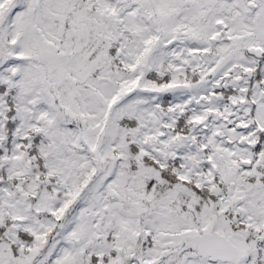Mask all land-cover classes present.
<instances>
[{
	"label": "snow or ice",
	"instance_id": "6c2138e0",
	"mask_svg": "<svg viewBox=\"0 0 264 264\" xmlns=\"http://www.w3.org/2000/svg\"><path fill=\"white\" fill-rule=\"evenodd\" d=\"M0 264H264V0H0Z\"/></svg>",
	"mask_w": 264,
	"mask_h": 264
}]
</instances>
